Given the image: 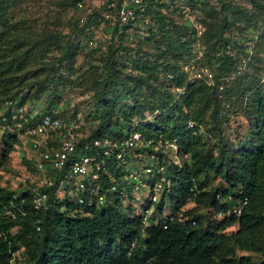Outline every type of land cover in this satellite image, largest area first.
<instances>
[{
  "label": "trees",
  "instance_id": "obj_1",
  "mask_svg": "<svg viewBox=\"0 0 264 264\" xmlns=\"http://www.w3.org/2000/svg\"><path fill=\"white\" fill-rule=\"evenodd\" d=\"M22 1L0 0V104L4 100L15 105L35 102L45 92L53 103L57 85H66L67 77L75 71L74 59L81 49L79 37L83 39L84 36L76 20L67 22L70 31L66 33L58 29L59 19L38 28L33 17L25 14L11 18L12 7ZM248 1L249 8L220 0L218 11L221 15L209 9L202 38L209 50L222 51L217 58L218 76L236 68L235 58L225 52L229 45L224 30L232 26L243 30L248 21L264 18V0ZM151 5L159 7L162 4L149 0L145 16ZM99 16V12L92 10L88 21ZM141 19L122 26L115 24L112 34L117 37L118 44H107L97 62L93 59L96 50L86 52L84 76H89L93 107L100 112L95 115L97 124L88 135L80 137L78 145L93 137L119 139L130 129L152 140V145L142 147L141 151L150 153L159 136L174 142L176 150L168 152L180 163L171 162L160 147L156 154L163 156L157 158L170 178L169 190L164 193L166 206L161 200L154 204L146 217L148 225L142 228L141 212L150 204L146 201L138 206H120V198L105 191L104 182H100V191H104L101 204L57 202L53 200L52 188L48 187L45 188L46 204L40 208L33 206L29 190L15 195L12 190L0 186V264H10L11 256L19 253V248L23 264H264L263 83L255 77L246 82L238 75L240 77L232 80L229 87L218 90L215 78L211 84L198 79L187 81L179 71L177 60L179 51L186 49L188 44L181 42L178 35L180 29L186 34L185 26L169 20L170 32L159 18L155 31L150 27L142 38L154 39L153 50L124 46L122 41L127 28ZM237 20L241 24H237ZM170 33H174V37ZM257 38L256 44L262 47L264 31ZM239 51L246 54L243 48ZM118 59L121 60L119 64ZM62 72L68 76H62ZM159 72L169 76L165 81L172 83L171 93L169 87L172 85L166 88L158 84ZM145 89L154 93L158 105L148 94L137 96ZM221 99L225 107L234 105L248 123L247 136L238 140L234 149L226 146L221 138L223 122L220 120L226 113L219 108ZM148 101L152 104L145 109L141 102ZM163 108L164 115L158 113L148 120V115ZM208 111V118L218 131L217 140L212 142L207 136L196 133L201 132L200 123ZM46 112L51 110H44ZM9 117V109L0 115V124L11 126V130L4 129L2 133L5 150L18 142L15 134L18 130L13 129ZM70 118L75 119V115ZM188 121L193 123L192 127H187ZM212 130H209L211 134ZM108 168L115 170L112 162H108ZM113 173L116 175V171ZM210 173L219 177L217 185L211 186ZM131 196H125L129 203ZM243 199L245 203L239 212H233V207L240 206ZM190 202L191 207L179 212ZM168 208L172 215L170 220L166 214ZM5 210L10 213L3 214ZM214 213L223 217L213 219ZM154 215L158 217L155 222ZM162 223L166 224L165 228ZM232 224L237 225L236 230L224 232ZM15 226L17 230L11 232ZM237 250L253 251L263 258L257 262L247 254L237 255Z\"/></svg>",
  "mask_w": 264,
  "mask_h": 264
},
{
  "label": "rangeland",
  "instance_id": "obj_2",
  "mask_svg": "<svg viewBox=\"0 0 264 264\" xmlns=\"http://www.w3.org/2000/svg\"><path fill=\"white\" fill-rule=\"evenodd\" d=\"M61 1H65L64 4H61ZM69 1L71 0H23L21 3L15 4L12 7L10 15L11 18H15L21 14L33 17L35 26L38 28L44 23L50 25L49 22L53 19H59L60 24L58 29L68 33L70 31V26L67 22H73L79 14L86 15L87 12L92 10L102 12L106 8L108 0H75L71 4H69ZM221 1L227 2L232 6L250 7L248 0ZM76 2H82L83 8L79 11L76 10ZM157 2L162 5L159 7L151 5L149 13L144 19L133 23L127 28L126 38L122 41L124 46H139L142 48L141 50L150 49L151 51L153 50L151 46L154 39L149 38L144 40L142 38L147 35L150 27L153 32L155 31L157 28L156 21L159 18L164 20V23L167 24L170 32L172 30V26L169 23V20H172L175 23L181 22L186 28V34L184 35L183 31L180 29L178 35L180 36L181 42L187 41L188 44L186 45L187 47H185L186 49L179 51L177 60L179 62V71L180 73H184L187 81L190 82L194 79L193 76H208L207 73H209V76H214L213 78H215V81L218 82L217 89L219 90L221 87H229L231 81L236 77L239 78L241 76L240 78L246 82H249V80H252L253 77H255L260 79L264 88V42L262 47L259 46L260 43L256 44L258 34L261 31H264V18L263 20L258 19L248 21V26L243 30H238L236 26H232L224 30V36L228 37L229 45V47L225 49V52L227 54H231L235 58L236 68L231 69L225 75L218 76V73L216 72L217 58L221 55L222 51L209 50L202 38V33L205 28V22H207L209 18L208 12L210 8L218 15H221L218 11L220 7V0H157ZM236 19L237 18L234 17V20ZM236 22L237 24H241V21L239 20ZM114 25V23H107L106 26L97 28L94 33V45L88 46L87 42L79 37L81 49L76 53L74 59L73 66L75 71L71 76H68L66 72H62V76H68V83L66 85H57V92L55 93L56 95L54 96L53 103H50L51 100L48 98L46 92L43 93L35 102L26 101V103L23 104V108L25 110L23 116H25L27 112L33 111V114H35L34 117H37L38 114L47 109H50L53 114H61V117H70L75 115V118L78 119L80 125L77 137L80 135H88L90 130L97 124L98 119H95V115L97 116L100 111L99 109H95L93 107L94 99L92 97V90L88 83L89 76H84V69L86 67L84 60L87 58L86 56L88 53L86 52L88 50H96L93 55V59L97 62L96 59L102 57L107 44L110 42L115 45L118 44L117 37L112 34V27ZM170 35L173 36L174 33H170ZM155 38H159V35ZM161 47H164L162 42ZM240 48H243L246 54L241 51L237 52ZM120 61L121 60L118 59L117 64H119ZM127 66L129 69L132 68L130 63ZM204 67L206 71L203 72L201 70L204 69ZM198 73L199 75H197ZM158 75H160L157 80L158 84H163L162 86L166 88L172 85V83L170 85L168 81H165L169 77L168 75H163V72H159ZM81 76L82 80L80 79ZM172 91L173 85L169 87V92L171 93ZM177 91L180 90L177 89ZM143 93L148 94L149 99L154 100L155 105L159 104V100L157 97H154V93H152L151 90L145 89V91L139 92L137 96L141 98ZM128 104L130 103L128 102ZM141 104H143L145 106L144 108L147 109V106L152 103L148 101L141 102ZM223 106L224 108H222ZM219 108L226 112L224 114L225 117L220 120L223 122L221 132L222 141L225 140L226 146L228 145L230 148L234 149L238 145V140H244L247 136L248 123L245 117L240 114V112L236 111L237 109L234 105L229 104L225 107L223 100L221 99ZM115 109L117 108L115 107ZM164 111L165 108H163V110L157 109L153 112V115H148L147 118H149L148 120H151L154 116L158 115V113L164 115ZM1 113L2 111L0 112V115ZM145 113H148L147 110ZM208 113L209 111L204 115L205 117L200 123L201 132L196 133L204 137L207 136V138H210L212 142L217 140L218 131L215 129V124L210 122ZM114 117L115 116H113L112 119ZM210 128H213V134L210 133ZM4 129L11 130V126L9 127L0 124V186L8 190H12L15 195L21 191L37 189L38 182L41 178V176H38L37 174H41L42 171H40L36 166L37 162L35 160V152L29 149L28 137L20 130L15 131V134L17 133L16 137L18 142L14 146L13 144H10L12 147L5 150V138L2 134ZM166 151L167 150L162 152L166 153ZM158 153L156 148L150 153L144 150L140 152V155L134 154V156L129 157L133 162H131L129 166L134 167V169H138L142 165H148L152 171L155 172L156 164L154 162L156 160L158 161V158L163 157L156 155ZM150 154H153L154 156L150 157ZM166 154V158L171 159V162L174 161L176 163H180V160L176 158L173 153L167 152ZM144 177L146 176L143 175V178ZM208 178L211 182V186L217 185L220 180L219 177H215L211 173L208 174ZM147 193L148 189L147 187H144L140 191L131 194L133 196L130 197V203L127 201L126 197H120V206H128V204L138 206L139 202L147 199ZM70 197L72 198L73 195H70ZM191 205V202L183 205L179 212L186 210L191 207ZM153 206L154 205H151V208ZM61 208L63 209V207ZM169 208L166 209L167 213H164L172 216L170 215ZM199 211L201 210L199 209ZM9 213V210H5L3 214L7 215ZM222 217V215L216 213L211 215V218L216 220H220ZM157 219V215H154V220ZM141 224L142 228L148 225L147 221L142 222ZM236 228L237 225L232 224L227 226L224 229V232L229 233L236 230ZM16 230L17 226L13 227L11 232H15ZM21 250L22 249L19 248V253H14L11 256L10 264H23L22 255L20 254ZM236 254H247L252 260L257 262L263 258L262 255L253 251L237 250Z\"/></svg>",
  "mask_w": 264,
  "mask_h": 264
},
{
  "label": "built area",
  "instance_id": "obj_3",
  "mask_svg": "<svg viewBox=\"0 0 264 264\" xmlns=\"http://www.w3.org/2000/svg\"><path fill=\"white\" fill-rule=\"evenodd\" d=\"M148 1L108 0L106 8L99 12V17H91L88 21L90 11L86 15L79 14L76 17V26L87 45H94V33L97 28L106 26L107 23L122 26L135 21L136 18L144 19ZM75 6L78 11L83 8L82 2H76ZM201 71H206L205 67ZM207 75L193 78L207 84L213 83V76H209V73ZM6 109L10 111L9 118L13 129L22 128V132L28 137L29 149L35 152L36 166L42 171L41 174H37L41 176L38 188L29 190L28 193L35 208L45 206L47 200L45 188L48 187L52 188L53 200L60 202L68 200L87 205L104 202V191H100L102 190L100 182L106 185L105 191L119 198L147 187V199L139 202L144 204L148 201L150 204L141 212V222H145L152 210L151 205L158 200L163 191L169 190L170 178L166 176L164 165L159 160L154 162L155 172L148 165H142L138 169L129 166L132 162L129 157L134 154L140 155L142 147L152 145L151 139H144L133 129L125 131L126 135L119 139L93 137L78 145L80 137L84 135L77 137L80 127L77 118L59 117L53 112H42L34 118L33 111L23 116L25 113L23 105H15L10 100H4L0 104V112ZM192 125L191 121L187 122V127ZM155 144L153 149L158 150L160 147V150H167L166 152L176 150L174 142L162 140L160 136ZM153 156L150 154V157ZM108 162L113 163L116 175L108 168ZM143 175L146 177L143 178ZM244 203L245 199L241 201L240 206H234L232 211L238 213ZM171 217L167 219L170 220ZM165 225L163 223L162 228H165Z\"/></svg>",
  "mask_w": 264,
  "mask_h": 264
},
{
  "label": "clouds",
  "instance_id": "obj_4",
  "mask_svg": "<svg viewBox=\"0 0 264 264\" xmlns=\"http://www.w3.org/2000/svg\"><path fill=\"white\" fill-rule=\"evenodd\" d=\"M167 191H163L162 193H161V195L159 196V198H158V200L156 201V202H154L153 203V205L154 204H156L157 202H159L160 200L163 202V206H166V201H165V197H164V193H166ZM148 202V201H147ZM164 214V213H163ZM159 216H160V214H158ZM169 217V216H168ZM167 217V218H168ZM171 217V216H170ZM163 224V223H162Z\"/></svg>",
  "mask_w": 264,
  "mask_h": 264
}]
</instances>
